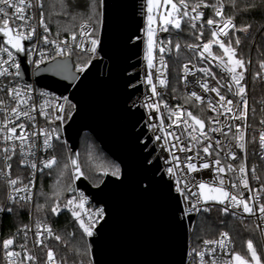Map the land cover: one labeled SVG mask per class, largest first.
Wrapping results in <instances>:
<instances>
[{"label":"snow or ice","instance_id":"snow-or-ice-1","mask_svg":"<svg viewBox=\"0 0 264 264\" xmlns=\"http://www.w3.org/2000/svg\"><path fill=\"white\" fill-rule=\"evenodd\" d=\"M61 5L62 12L67 14L68 0H58ZM236 0H232V4L235 5ZM55 7V4L51 5ZM87 6V0H86ZM103 6V0H91L92 15L88 16V19L81 23L79 26V32H71L70 39L75 43V47L81 52H90L93 55L96 54L100 44V40L97 37V26H102L103 12L99 11V8ZM170 6V7H169ZM76 7H80L79 4ZM147 7V41H146V52L145 60L147 62V68L153 69L155 67L154 59L157 48L159 49L160 65L161 69L167 67L163 53L166 50H170L168 45L172 44L171 40L167 42L163 40H157V28L161 32H169L172 29L181 30L182 23H186L193 30V35L197 40H201L204 35L205 23L209 27L211 32V39L203 44L187 45L188 48L197 53L202 61L211 63L212 61H218L217 67L221 69L226 76L217 77V74L212 71L211 67H202L197 71L204 73L205 77H210L216 81V86H210L205 81L198 80L200 88L205 93H215L218 99L213 100L208 98L205 101L204 96L192 91L190 96L187 98L192 101L193 98L200 104H206V108H202L201 111H211L215 113L214 116H208L207 122L205 119L198 115H194L192 111L186 110L183 106L177 105L176 109H169L172 122L167 125L168 128L176 127L183 128V131L187 133L188 143H185L182 135H177L174 132H165L163 120L161 119L160 128L161 132H165L163 137L164 143L169 144V137L177 141L178 143L171 144V148L178 150L182 153L192 152L193 149H197L195 155L186 156L184 160L181 157L175 155V151L170 152L173 161H177L175 165L179 168L180 163H185L186 170L188 173L201 171L204 169H214V176L211 182H205L203 180L197 183L199 189L198 202L202 199L204 202H214L221 205H225L222 211L227 212L228 206L235 208H242L243 213L249 215H256L257 212L264 216V203L261 202V193H264V183L261 184L259 189L252 188L250 186V178L256 181L260 180V176L257 175V168L253 165L251 168L247 165V155L240 160L238 165H234L231 161L238 159L237 154L233 151V148H238L244 151L246 148L245 144V132L249 125H239L234 122L237 120H247L249 114V104L246 98V86L242 83L245 79V72L247 71L246 62L242 57L237 54V48L233 46V38L230 36V32L235 34L237 31L247 32L251 25H245L237 27L234 23V16H224V5L222 0H217L215 4H208L207 0H197L193 4H189L188 0H146ZM212 8L214 16L208 18L204 22V12L202 8ZM255 7V6H253ZM33 8L39 9V20L38 24L32 22L34 20L35 13L31 10ZM252 10L251 8H245L243 11ZM195 13V15H192ZM215 17H219L217 20ZM75 19V17H73ZM196 21H202L200 29L197 34ZM95 25V26H94ZM215 25V27H213ZM37 26L43 28L45 35L41 36L40 39L45 44H51L54 46L55 55L63 56L66 53L71 55L72 45L68 43V40H50V29L48 24L45 22V12L43 0H0V35L4 37L0 41V77H18L20 76L19 57L21 55L29 57V63H35L37 66L45 57V52L39 50L40 60L33 61L30 59L31 55L37 52V45L33 44L31 48L27 47L25 41H32L33 37L37 33ZM79 35L80 41L77 42V36ZM59 36V32H57ZM85 38L90 44V47L85 48ZM139 39V37H137ZM225 40L227 42H225ZM236 46H239L241 40L239 37L235 38L234 41ZM63 45V46H62ZM213 45L218 46L219 51L213 52ZM181 47L180 43L175 44V48L179 50ZM6 56V59L3 58ZM250 63V61L248 62ZM91 64L89 59L85 64L79 65L77 71L83 73L87 67ZM7 65V67H5ZM260 68L264 70V61L260 62ZM14 69V71H12ZM160 72V76H163V71L157 69ZM186 75L188 73L187 65H185ZM194 75V73H192ZM258 72L256 76H260ZM161 86H166V78L157 77ZM145 82L151 86V93L153 97L160 96L161 93L157 91L156 84L153 83V73L149 71L146 74ZM27 87V86H26ZM135 87V85H130ZM3 88L0 87V91ZM226 90V91H222ZM32 91L28 88L27 91L20 89L19 87H7V96L9 100L0 98V113L3 114L0 119V161H3L4 167L0 168V176L4 177L5 183L10 187L9 201L12 203H19L23 201L30 203L32 200L31 188L34 187V179L30 180L28 184L23 187H17L18 183H22L19 177L11 178L12 165L10 161L17 153H19L23 159H21V166H30L34 172H43L44 168H51L55 163V158H51L43 162V168L38 167L34 161L27 159L28 155L35 156L33 149L36 147L35 138L38 135H42L43 145L45 148H51L52 144L50 141L54 134L58 133V128H53L51 131L45 129H39L38 131H28V123H31L33 129L37 128L35 123L36 116L34 113L39 112V115L49 120V123L55 121L51 119V113L45 109L52 107L49 102L37 106L35 103H31L32 96L29 94ZM228 94L234 97H239L238 100L228 98ZM41 95H47V93H41ZM63 102L58 103L53 108V111L63 113L65 111V105L71 109H75V105L72 104L68 97L62 98ZM11 101V103H9ZM195 106V105H194ZM147 107L154 109L156 112L160 111V103H149ZM165 108L168 106L165 104ZM254 111V109L252 110ZM223 117V120H221ZM63 115H56L55 120L63 121ZM19 121V123L17 122ZM230 121L232 123H230ZM260 124L264 126V119L260 121ZM155 127V125H153ZM235 127V132H233ZM207 128V130H206ZM227 129V131H225ZM19 130V132H18ZM212 133H218L224 139H218L211 135ZM231 134V135H230ZM57 140L60 139L59 135H56ZM160 135L155 136V140H161ZM256 137L252 136L251 141H256ZM259 145L264 150V127L261 128L259 133ZM227 140V143L225 142ZM17 141L19 143H17ZM233 142H235L233 144ZM27 146V147H26ZM203 153V155H201ZM223 153V156L221 155ZM261 159H264V151L260 153ZM214 157V158H213ZM199 159V167L193 161ZM72 165L76 166V170L79 171L76 160L71 161ZM67 167V165L65 166ZM166 172L170 175L175 174L173 167H168ZM104 174H108V169H104ZM111 175L117 178L120 177V168L113 166ZM78 178V177H74ZM180 187V181H177L176 191L184 196L185 200L189 199V196L185 194V189ZM245 192L248 196H245ZM20 193H27L21 195ZM43 194V193H41ZM57 195L58 194H54ZM191 196H197L196 192H191ZM74 200L68 199L64 204L71 215L78 221L79 227L83 230L87 237L93 235V229L99 220L104 218V209H98L94 216L90 215L88 223L86 224L84 219L81 218L80 212L76 211L73 207ZM84 199L81 197L80 203L75 205L77 208H83ZM43 205H36V210L40 211L43 209ZM196 207L195 204L192 206ZM51 211L54 214H59L60 205L56 203ZM7 212L11 214L13 212L12 207L4 208L0 206V213ZM95 217V218H94ZM36 227V240L37 246L43 245L46 252V259L44 264H66V261H56L54 252L48 248L45 240L48 237H52L57 241L63 242V238L59 235H55L52 229L44 224L42 221L37 220L35 223ZM31 231L29 226H23L19 232H23L25 243L19 245L21 251L9 250L14 245L15 238H8L2 241V247L5 251L7 264H37V257L30 254V250L27 247L28 232ZM46 234V235H45ZM204 249L201 251L193 250L197 256L200 257V264H206L204 260L205 253L211 255L213 258L210 264H221V262L215 257L217 247L224 250L228 247V233H221V237L218 240H205ZM247 251L250 253V259L252 264H261V257L257 255V251L253 246V242L249 240L247 242ZM23 253V255H22ZM229 259L223 261V264H250L249 260L243 257L239 253H228Z\"/></svg>","mask_w":264,"mask_h":264},{"label":"water","instance_id":"water-1","mask_svg":"<svg viewBox=\"0 0 264 264\" xmlns=\"http://www.w3.org/2000/svg\"><path fill=\"white\" fill-rule=\"evenodd\" d=\"M140 0H103L99 57L83 73L71 57L57 58L36 69L38 86L67 95L75 109L59 134L79 168L84 133L120 167V177L106 175L99 186L79 176L66 193L83 191L102 206L106 217L89 240L93 264H186L189 227L194 216H182V203L161 173L160 157L142 124L143 111L132 102L141 87V61L134 59L140 42ZM4 37L0 35V41ZM20 77L29 82L26 57Z\"/></svg>","mask_w":264,"mask_h":264},{"label":"built area","instance_id":"built-area-1","mask_svg":"<svg viewBox=\"0 0 264 264\" xmlns=\"http://www.w3.org/2000/svg\"><path fill=\"white\" fill-rule=\"evenodd\" d=\"M223 5H224V2H223ZM201 10L204 12V18H203L204 22H206V20L208 18H212L214 16L213 9L210 7L209 8H202ZM31 11L33 13H35L34 20L32 22L38 24L39 11L40 10L37 8H33ZM223 11H224V16L227 17L225 5L223 8ZM138 13H139L140 17L142 18V28L140 30V36L138 39L140 42V46L136 49L137 54H136L134 59H139L141 61V65L137 69L140 71V79L138 82H136L133 85H135V87L140 86L141 91L136 94V96L134 97L135 99H133L132 104H133V106H139L141 108V110L143 111V113H145L144 114V120H143L142 124H144V126L147 130V134L151 137V140H152L151 145H153L155 150H156V156L160 157L159 159L161 162V173L167 179H169L171 181L173 191L179 195V198H180L181 203H182V209H183L182 216L184 218H187L189 215L194 216V220H193L191 226L189 227V240H188V245H187L188 246V254H187L186 264H200V257L197 256L193 250L194 249L196 251L203 250L205 247L204 246L205 240L202 242H196L194 240V238L192 237V234H193L194 229H195L196 221L200 215L209 214L215 208H218L222 211V208H224L225 205H221V204L214 203V202L206 203L202 199H199V202H198L199 189L196 185L201 180H203L205 182H211L213 179V176H214V169H204L201 171L188 173L186 170L185 163H180L179 168H176L175 165L177 164V161L172 160V156L170 155V152L175 151V155L181 157V160H184V158L186 156L195 155V152L197 149L194 148L192 152H188V153L179 152L178 150H174L171 148V144L178 143L177 141H175L174 139L169 137V144L166 145L164 143L163 137L165 135V132H174L177 135H182L185 143H188L187 133L183 131L182 127L178 128L175 125H173V127H171V128L167 127V125H169L172 122V119H174V117H172L171 119L169 118V116H170L169 109H176L177 105H181L186 110L192 111L194 115L200 116L201 118L205 119L206 122H207L208 116H214L215 115V113H213L211 111H205V112L201 111L202 108H206V104H200L199 102H196L194 100V98L192 101H189L187 99L190 96L192 91H195L198 94L204 96L205 101H207V99L209 97L212 98L213 100L218 99V97H216L215 93L203 92V90L200 88L199 84L197 83L198 80H200L202 82L207 80V82L210 84V86H216V81L212 80L210 77H205L204 73L197 71V69L202 68V67H211L212 71L217 74L218 78L220 76H226L227 74L223 73L221 71V69L219 67H217L218 61H212L211 63H209L207 61H202L196 52H194L193 50H191L190 48L187 47V45L203 44L205 42H208L211 39V32H210V37H208L207 38L208 40H206V41L182 45V49L185 50L186 53H188V55L191 58L188 60H184L180 63V68L178 70L179 71L178 72L179 87H178V89L173 88V82H172L171 74H170V68H171V65H170L171 61L170 60L174 56L175 49L172 46V44L168 45V48H170V50H166L165 53L162 54L167 67L165 69H161V65L159 62L161 54L159 53V49L157 48L156 53H155V59H154L155 67L151 70L148 69L147 68V62L144 58L145 52H146V41H147L146 0H140ZM192 15H195V13H192ZM215 19L219 20L220 18L215 17ZM201 23H202V21H196L198 28H200ZM234 23H235V21H234ZM185 25H186V23H182V28ZM213 27H215V25ZM204 28H206L208 31H210L209 27L206 25V23H205ZM78 32H79V28L77 30V33ZM173 32L177 33V32H180V30L178 31V30L172 29L169 32H161L157 28L156 39L157 40H163L165 42H167L168 40L172 41ZM231 34L232 33L230 32V35ZM43 35H45V33L43 32V28L37 26V33L33 37V40L32 41H25L26 46L29 48H31V46L33 44L37 45L38 50H37V52H35L34 54L31 55V57H30L31 60L37 61V60L41 59V57L39 55V50H43L46 54L44 59L42 60V62L39 63L38 66L35 63H29L28 62L29 57L25 56L26 57V64H27L29 72H30V80L31 81H29V82L22 81L20 76L15 77V78H13V77H0V87L3 88V90L0 91V98H3L5 100H9V98L7 96V87H19L20 89H22L24 91H27L28 88H31L32 91L29 93L32 96L31 103H35L37 106H39V105L45 104V102H49L52 105V107H48L45 110L51 113V119L54 120L55 122L49 123L48 119L40 116L39 112H36V113H34V115L36 116L35 123L37 125V128L33 129L31 127V123L26 122V123H28V128H27L28 131H38L39 129H45L47 131H51V129L57 128V125H60L63 128L67 124V122L69 121V119L73 113V111L72 112L69 111V107L67 105H65V111L63 113H60L58 111H53V108L55 107V105L58 103H62L63 102L62 98L67 96V95L61 96V95L54 93L48 89H45V88L38 86V84L35 81V77H34V73H35L36 69L39 68L40 66L48 63V62H51V61L57 59V58H66V57L72 58V56L75 54L86 56L87 58L91 59V61L99 57V47H98L95 55H93L90 52H81L78 48L75 47V43L71 41L70 35H68V36H60V35L57 36V34L53 33L50 29V35H49L50 40H57L58 42L61 40H68V43L70 45H72V49H73L71 55H68L66 53L63 56H56L54 46L51 44H45L40 39V37ZM97 37L100 40V38H99L100 32L99 31L97 32ZM79 41H80V37L78 35L77 36V42H79ZM225 42H227V41L225 40ZM84 46H85V48L90 47V44L87 42V38H85ZM218 51H219L218 46L213 45V52L216 53ZM3 58L6 59V56H4ZM249 61L250 60H245L247 71L245 72V79H244V81H242V83L246 86V98H247L248 104H249V114H248V118L246 121L245 120H237L234 123L242 125V126L247 124L250 127H248L246 132H245V144H246L245 150L241 151L240 149L234 147L233 151L236 152L238 159L235 161H231V162L234 165H238L240 163V160L243 159L245 154H246L248 167L251 168L253 165H255L257 168V175L260 176L259 181H256V180H253L250 178V186L252 188L259 189L261 184L263 183L262 177H261L262 175H260V167H261L262 162L264 164V159H261V156H260V153L264 150H262L260 148L259 139H258L260 130L262 127H264L260 124V121L262 119H264V73H260L261 74L260 76L253 77V75H251L252 73H251V69H250L251 68V61H250V63H248ZM19 62L21 64L20 57H19ZM79 65H83V64H79ZM79 65H77V66L74 65L76 67L75 68L76 71H77V67ZM185 65H187V68L189 70L187 75H186V71H185ZM5 67H7V65H5ZM20 69H21V67H20ZM157 69H160L161 71H163V76H160V72H158ZM12 71H14V69ZM149 71H151L153 73V83L156 84L157 91L159 93H161L160 96L153 97L152 93H151V86L147 85L145 82L146 74ZM192 73H194V75ZM158 76L160 78H166V80H167L166 86H161L159 84V80L157 79ZM254 80L256 82L260 83L261 87H262L260 89V94L258 96L257 95L254 96V94H253ZM135 87H133V88H135ZM222 91H226V90H222ZM41 93H47V95H41ZM228 98L233 99L234 101L239 99V97H234L231 94H228ZM156 102L160 103V111L159 112H156L154 109L147 107V104L156 103ZM9 103H11V101H9ZM165 104L168 106L167 108L164 107ZM253 109H254V111H252ZM56 115H63L64 116L63 121L55 120ZM2 116H3V114L0 113V119H2ZM161 119L163 120L165 132H161L159 130ZM221 120H223V117H221ZM17 122L19 123V121H17ZM230 123H232V122L230 121ZM153 125H155V127H153ZM206 130H207V128H206ZM225 131H227V129H225ZM18 132H19V130H18ZM233 132H235V127H233ZM56 135H59V137H60L59 140H57L55 138ZM157 135H160L162 137V139L161 140H155V136H157ZM211 135H213L214 137H216L218 139H224L218 133H212ZM252 136H255L257 138L256 141H254V142L251 141ZM43 139H44V137L42 135H39V132H38V135L35 138L36 147L33 149V151L35 152V156H32V155L27 156V159L29 161L36 162L38 167H40V168H43V162L44 161H47L51 158H55V160L57 161V156L55 153V147L57 146V144L62 143V142L66 144L65 140L63 138H61V135L59 134V132L53 135L52 140L50 141V143L52 144L51 148H45L44 147ZM225 142L227 143V140H225ZM17 143H19V142L17 141ZM234 143L235 142H233V144ZM201 155H203V153H201ZM221 155L223 156V153H221ZM23 158L24 157H22L19 153V149H17L16 155L10 161V163L12 165L11 178L19 177L20 180L22 181V183H18L17 187H21V188L23 187V185L28 184L30 180L34 179V187L31 188L32 200L30 203H25L23 201H20L19 203L10 202L9 201V193H10L11 189L5 183L4 177L0 176V182L2 183V185L4 186V189H5V200L3 202L2 207H4V208L12 207L13 208V212L11 214H9L7 212L0 213V220L2 221L5 216H10L13 218H15L18 215L21 216V219L20 218L14 219V220H16L14 227H7L6 226L5 228H0V264H7L5 251L2 247V241L5 239L14 237L15 238L14 245L11 246L9 250L21 251L19 248V245H22L25 243V238H24L23 232H19V234H18V230H20L25 225L29 226V228L31 229V231L28 232V239H27V247L30 250V254L35 255L38 258L37 264H44V261L46 259L47 249H45L43 247V245L37 246L35 244V240H36V235H35V232H36L35 205H36V200L38 197L37 193H38V184H39L40 176L45 170H48L50 168H44L43 172H39V171L34 172V170L30 166H21L20 161ZM193 162L196 163L197 166L199 167V164H200L199 159H197ZM3 167H4L3 161H0V168H3ZM168 167H173L175 174H172V175L168 174L166 172V169ZM177 181H180V187L181 188H184L185 185H187V188L185 189V194H187L189 196L188 200H185L184 196L176 191ZM191 192H196L197 196H191ZM20 194L26 195L27 193H20ZM245 196L246 197L248 196L247 192H245ZM81 197H83V199H84V205H83L82 209L75 207V205H78L80 203ZM261 197H262L261 202L264 203V193H261ZM68 199L74 200L73 207L75 208L76 211L80 212L81 218L84 219L86 224L88 223V218L90 215L94 216L95 212L98 209L103 208L102 206H99V205H96L95 203H93L92 200L90 199V197L87 196L83 191H80V190H77ZM193 204L196 205L195 208L192 207ZM105 213L106 212L104 210V218L99 220V222L96 224V227L93 229V235L91 237H87L84 234L88 241L96 235V230H97V228H99L98 226L103 222V220L106 217ZM224 213L228 214L230 217H232L233 219H235L237 221H250L254 225V227L256 228V231H257L258 239H259L258 247L254 244V242L252 240L251 241L253 242V246L257 251V255L261 257V264H264V216H261L258 212L256 215H249V214L243 213L242 208H235V207H232L230 205L228 206V211L224 212ZM22 215L27 216V218H28L27 221H25V222L22 221L23 220ZM75 221L78 223V221L76 219H75ZM47 225L52 229V231L54 233V229L49 224H47ZM221 233H224V232H221ZM221 233L218 234L216 237H214L212 239H208V240L220 239ZM226 233H228V232H226ZM50 238L51 237H48L45 240L46 244ZM225 252L233 253V254L239 253L243 257L248 259L250 264H252L251 259H250V253H248V251L247 252H239V250L237 249V244H236L235 240L233 239V237L231 236L230 233H228V247L224 250H221L220 248L217 247V250L215 253V257L221 262V264H223V261L228 260L230 258L229 255H225ZM54 254H55L56 261L59 262L60 260L58 259L57 254L55 252H54ZM22 255H23V253H22ZM212 258L213 257L211 255L205 253L204 260H205L206 264H210V261L212 260Z\"/></svg>","mask_w":264,"mask_h":264},{"label":"trees","instance_id":"trees-1","mask_svg":"<svg viewBox=\"0 0 264 264\" xmlns=\"http://www.w3.org/2000/svg\"><path fill=\"white\" fill-rule=\"evenodd\" d=\"M226 8V16H234L237 27L251 25L247 32L237 31L233 38V46L237 48L238 56L245 60L251 61V75L257 77L256 74L264 73L260 68V62L264 61V0H236L235 5L232 0H222ZM189 4L197 2V0H188ZM217 0H207L208 4H215ZM45 21L48 27L55 34L59 32L60 36H68L71 32H77L79 25L92 15L91 0H68L69 7L67 14H64L58 0H43ZM55 4V7L51 5ZM79 4L80 7H76ZM255 6V7H253ZM252 10L243 11L245 8ZM99 11H102L99 8ZM75 17V19H73ZM95 26V25H94ZM100 26H97V32ZM200 28L197 27V34ZM191 32V34H190ZM209 34L204 35L201 40H197L193 35V30L186 24L180 32H173L172 46L174 47V56L171 58L170 74L173 82V88L178 89V70L180 63L191 57L182 49L183 44L199 43L208 40ZM239 37L241 43L236 46L235 38ZM180 43L179 50L175 48V44ZM75 66L79 62L85 64L89 58L79 54L72 56ZM253 94L259 95L261 84L254 80ZM72 112L73 109L69 108ZM57 156L56 164L45 170L39 179L38 193L36 205H43V209L36 210L35 219L49 224L54 229V234L63 238V242L50 238L47 245L58 256L60 261H66V264H92L91 245L84 235L83 230L75 221L71 212L64 207L68 197L66 193L74 185V173L70 165V149L65 143H59L55 147ZM100 148L95 139L88 133H84L78 150L80 176L86 178L93 186H99L102 183L101 171L107 168L111 162V158ZM113 161V160H112ZM114 162V161H113ZM116 163V162H115ZM67 165V167H65ZM260 175L264 183V164L261 163ZM62 190H58V189ZM43 193V194H41ZM58 194V198L57 195ZM5 200V189L0 182V206ZM64 201V202H63ZM58 203L60 205L59 214H54L51 208ZM21 219V216L15 218L5 216L0 220V228L14 227V219ZM22 221H27V216L22 215ZM231 234L237 244L240 252H246L247 242L252 240L258 247L259 239L256 228L250 221H237L224 213L218 208L213 209L209 214H202L198 217L192 237L196 242L212 239L221 232Z\"/></svg>","mask_w":264,"mask_h":264},{"label":"rangeland","instance_id":"rangeland-1","mask_svg":"<svg viewBox=\"0 0 264 264\" xmlns=\"http://www.w3.org/2000/svg\"><path fill=\"white\" fill-rule=\"evenodd\" d=\"M170 7V6H169ZM101 9H102V7H101ZM203 31H205V33L206 34H209L208 36H210V31H208L206 28H204L203 29ZM190 34H191V32H190ZM83 62H79V64H82ZM78 64V65H79ZM73 111H74V109H73ZM67 145V144H66ZM68 146V145H67ZM104 156H105V154H104ZM108 164H109V166H107V168H105V169H108V174H110L111 175V171H112V168H113V166H118V164L117 163H115V162H113L112 160H111V162L109 163V162H107ZM119 167V166H118ZM120 168V167H119ZM72 171H73V173H74V177H79L81 174H80V170L79 171H75V169L73 170L72 169ZM101 174H102V181L104 180V178L106 177V175L104 174V170H102L101 171ZM107 174V175H108ZM77 180V178H74V180H73V182L75 183V181ZM58 190H62L61 188L60 189H58ZM64 202V201H63ZM240 252V251H239ZM246 252H247V248H246Z\"/></svg>","mask_w":264,"mask_h":264}]
</instances>
